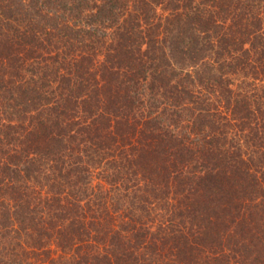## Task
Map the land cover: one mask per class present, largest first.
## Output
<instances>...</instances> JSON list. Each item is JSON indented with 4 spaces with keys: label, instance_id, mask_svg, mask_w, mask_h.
Listing matches in <instances>:
<instances>
[{
    "label": "trees",
    "instance_id": "1",
    "mask_svg": "<svg viewBox=\"0 0 264 264\" xmlns=\"http://www.w3.org/2000/svg\"><path fill=\"white\" fill-rule=\"evenodd\" d=\"M0 264H264V0H0Z\"/></svg>",
    "mask_w": 264,
    "mask_h": 264
}]
</instances>
